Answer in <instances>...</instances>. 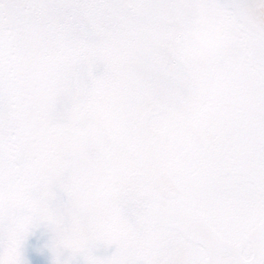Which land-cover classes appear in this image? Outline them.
Masks as SVG:
<instances>
[{
  "label": "snow or ice",
  "instance_id": "snow-or-ice-1",
  "mask_svg": "<svg viewBox=\"0 0 264 264\" xmlns=\"http://www.w3.org/2000/svg\"><path fill=\"white\" fill-rule=\"evenodd\" d=\"M37 232L51 264H264V0H0V264Z\"/></svg>",
  "mask_w": 264,
  "mask_h": 264
},
{
  "label": "rangeland",
  "instance_id": "rangeland-1",
  "mask_svg": "<svg viewBox=\"0 0 264 264\" xmlns=\"http://www.w3.org/2000/svg\"><path fill=\"white\" fill-rule=\"evenodd\" d=\"M38 235H39V232L30 236L28 241L26 242L25 248H24L25 259L29 262V264H51V254L47 251V249L44 250L43 255L38 254L34 250V245L36 244ZM48 239H50V236L45 237L44 243H46ZM114 251H115L114 248L106 249V250H102L101 254L110 255Z\"/></svg>",
  "mask_w": 264,
  "mask_h": 264
}]
</instances>
